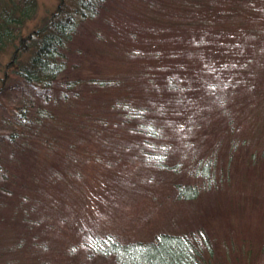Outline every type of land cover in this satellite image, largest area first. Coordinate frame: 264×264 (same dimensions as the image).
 I'll use <instances>...</instances> for the list:
<instances>
[{
  "label": "rangeland",
  "instance_id": "rangeland-1",
  "mask_svg": "<svg viewBox=\"0 0 264 264\" xmlns=\"http://www.w3.org/2000/svg\"><path fill=\"white\" fill-rule=\"evenodd\" d=\"M61 1L64 0H37L32 17L20 30V38L57 15ZM115 1H111L106 13L86 20L87 24L79 28L70 45L72 54L67 67L58 76L56 89L50 92L55 100H36L38 109L45 110L40 118L36 108L32 107L19 124L16 119L23 104L31 106L34 103V87L24 84L26 94L21 98L18 90H2L3 86L17 87L12 67L18 57L20 40L0 53L2 162L6 157L18 158L8 153V149L14 147V141H19V134L15 136L20 132L16 131L18 126L27 131L41 126L49 135L55 131L64 138L63 133L72 121L115 116L117 109L114 112L110 105L121 97L130 98L127 93L131 92L123 88L124 80L129 72L143 63L142 60L138 63V60L129 59L128 54L143 53L151 30L158 35V26L161 30L165 26L174 27L181 19L179 13L183 14L182 19H190L195 10L204 12V7L208 6L203 4L205 0ZM117 3L119 7L115 9ZM172 37L174 47L179 40ZM188 52L183 54L190 55ZM70 77L78 83L67 90L66 100L56 101L55 96L62 93ZM100 79H105L106 83L100 86L93 83ZM132 92L135 93V89ZM259 95L254 93L253 99ZM194 110L191 105L187 115L169 121L171 126L166 142L171 144V153L164 157V165L145 161L139 149L130 151V158L123 155L109 166L94 160L93 155L100 153L92 152L90 156L81 153L82 158H76L75 164L67 170L58 164V171L63 172L55 185H41L40 194L36 189H30L44 202L43 209L32 210L28 206L29 210L25 208L22 212L15 208L13 197L11 201L2 198L0 264H37L39 258L41 264H112L110 259L91 254L86 249L84 241L90 235L110 234L123 241L149 240L166 230L205 237V264H264V114L247 104L243 116L246 128L238 137L243 139L245 134L247 140H252L253 136L255 140L249 146L254 148L230 151L207 148L209 143L203 142L202 132H197L193 125V120L201 114ZM87 111L98 117H86ZM12 132L15 135L11 136ZM39 146L36 149H42ZM91 146L97 149L99 145ZM42 147L47 149L44 145ZM45 154V163L50 162L49 155ZM198 162H201L199 168L207 163L206 180L193 173ZM37 168L44 169V166ZM69 182L74 187H67ZM176 182L196 188L194 197L176 198L173 186ZM45 191H48L46 196ZM183 191L191 193L193 190L184 188ZM26 199L31 201L29 197ZM49 229H58L57 233L63 239L52 237V245L40 248L35 241L48 237L46 232Z\"/></svg>",
  "mask_w": 264,
  "mask_h": 264
},
{
  "label": "trees",
  "instance_id": "trees-1",
  "mask_svg": "<svg viewBox=\"0 0 264 264\" xmlns=\"http://www.w3.org/2000/svg\"><path fill=\"white\" fill-rule=\"evenodd\" d=\"M111 1L116 2L61 1L57 15L20 38V30L32 17L37 0H0V53L20 40L18 57L12 67L17 87L3 86L2 90H18L21 98L26 94L25 84L34 87L36 94L31 106L22 105L20 116L16 117L18 124L32 107L36 108L39 118L45 114L44 109H38L36 100H55L50 92L56 89L58 76L67 67L72 54L70 45L79 28L87 24L86 20L106 13ZM203 4H208L205 11L195 10L190 19H182L183 14L179 13L181 19L174 27L165 26L161 30L158 26V35L151 30L143 53L128 54L129 59L138 60V63L142 60L143 63L129 72L131 75L124 80L123 88L131 92L127 93L130 98L121 97L110 105L114 112L117 109L115 116L72 121L63 133L64 138L55 131L49 135L41 126L32 127L30 131L18 126L16 131L20 132L17 135L10 133L11 136L19 134V141H14V147L8 149V153L18 158L6 157L3 162L0 159V207L4 204L2 198L11 201L13 197L19 211L29 210L28 206L32 210L43 209L44 202L30 189H36L40 194L38 189L41 185H55L60 172H63L58 171V164L67 170L75 164L76 158H82L81 153L88 156L92 152L100 153L93 155L94 160L109 166L123 155L130 158L128 153L139 149L145 161L164 165V157L171 153V144L166 142L171 126L169 121L187 115L191 105L201 113L198 119L193 120V125L197 132H202L203 142L209 143L208 149H253L254 146H249L255 140L253 136L252 140H247L245 134L243 139L238 136L246 128L243 116L247 104L264 114V0H205ZM114 5L118 9L119 4ZM204 28L209 31L205 32ZM169 35L179 40L176 46H172L173 37ZM127 79L133 83H128ZM75 83L78 81L68 79L62 93L55 96L56 101L66 100L67 90L73 89ZM93 83L100 86L106 80ZM134 89L135 93L132 92ZM254 93L260 94L259 98L253 99ZM90 113L85 112L86 117H98ZM189 120L192 121L190 117ZM94 144L99 145L97 149L91 148ZM37 146L42 149H36ZM45 153L49 155L50 162L45 163ZM38 155L41 157L39 160ZM200 164L198 162L193 173L206 180L207 163L199 168ZM40 166L44 169L37 168ZM69 186L74 187L71 182L67 184ZM173 186L176 198L192 199L196 193V188L187 183L181 185L176 182ZM184 188L193 191L187 193ZM47 194L45 191V196ZM51 230L46 232L48 237H44L42 242L35 241V244L48 248L53 243L50 241L52 237L63 239L57 233L58 229ZM84 245L91 254L106 257L112 264H205L203 252L207 241L205 237L166 230L149 240L123 241L110 234L90 235ZM38 261L36 263L41 264Z\"/></svg>",
  "mask_w": 264,
  "mask_h": 264
},
{
  "label": "snow or ice",
  "instance_id": "snow-or-ice-1",
  "mask_svg": "<svg viewBox=\"0 0 264 264\" xmlns=\"http://www.w3.org/2000/svg\"><path fill=\"white\" fill-rule=\"evenodd\" d=\"M212 87H214V85H212ZM109 239H111V237H109Z\"/></svg>",
  "mask_w": 264,
  "mask_h": 264
}]
</instances>
